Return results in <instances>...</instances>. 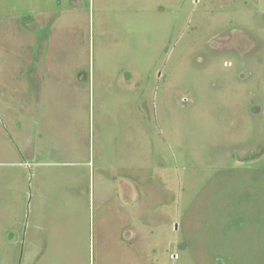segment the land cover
Segmentation results:
<instances>
[{"label":"rangeland","instance_id":"374dc122","mask_svg":"<svg viewBox=\"0 0 264 264\" xmlns=\"http://www.w3.org/2000/svg\"><path fill=\"white\" fill-rule=\"evenodd\" d=\"M0 264H264V0H0Z\"/></svg>","mask_w":264,"mask_h":264},{"label":"crops","instance_id":"0c3cea01","mask_svg":"<svg viewBox=\"0 0 264 264\" xmlns=\"http://www.w3.org/2000/svg\"><path fill=\"white\" fill-rule=\"evenodd\" d=\"M24 89H25V86H24ZM24 111H25V108H24ZM20 124L18 127H16L15 125H16V123L15 124H13L12 122H11V125H10V127H9V129H10V131L12 132V133H14V136H16L18 139L20 138V139H22V135L23 134H21L20 136H19V134L20 133H22L21 131L24 129V125H22V123L18 120L17 121V124ZM5 128L7 127L6 126V123H5V126H4ZM10 132V133H11ZM9 133V131H8V134L10 135V137L12 138V140H13V136L11 135ZM40 133V132H39ZM6 134V133H5ZM16 134V135H15ZM39 135V134H38ZM41 136V135H40ZM40 139V137H38L37 136V141H33V140H27L28 142H29V144L26 146V147H24V149L23 150H21V149H19L18 148V152H19V155H21L25 150L27 151V153L30 155V157L29 158H32V160H35V161H37V160H39L41 157H40V151H39V148H38V145H37V142H38V140ZM32 148V149H31ZM28 151H30V153L28 152ZM27 158V157H26Z\"/></svg>","mask_w":264,"mask_h":264}]
</instances>
